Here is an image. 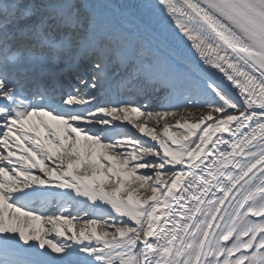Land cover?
<instances>
[{"label":"snow or ice","instance_id":"1","mask_svg":"<svg viewBox=\"0 0 264 264\" xmlns=\"http://www.w3.org/2000/svg\"><path fill=\"white\" fill-rule=\"evenodd\" d=\"M0 264H264V0H0Z\"/></svg>","mask_w":264,"mask_h":264},{"label":"bare ground","instance_id":"2","mask_svg":"<svg viewBox=\"0 0 264 264\" xmlns=\"http://www.w3.org/2000/svg\"><path fill=\"white\" fill-rule=\"evenodd\" d=\"M129 127H131V126H129ZM133 131H135V129H133Z\"/></svg>","mask_w":264,"mask_h":264}]
</instances>
